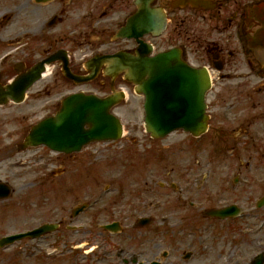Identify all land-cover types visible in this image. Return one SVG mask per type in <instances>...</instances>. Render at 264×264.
<instances>
[{
	"label": "flooded vegetation",
	"instance_id": "1",
	"mask_svg": "<svg viewBox=\"0 0 264 264\" xmlns=\"http://www.w3.org/2000/svg\"><path fill=\"white\" fill-rule=\"evenodd\" d=\"M172 1L155 0L152 3L153 6H160L166 10L168 27L161 36L151 35L146 40L154 41L151 43L155 51L178 46L194 65L208 68L213 80V89L208 100L210 115L208 141L221 143L225 138L227 141H234L231 137L237 132L247 133L251 129L252 120L264 118V111L253 110V107H256L254 93L259 90L264 91V0H200V2L195 1L194 4L199 6L198 8H194L190 3L185 7L172 6ZM177 10L190 12L191 14H187L185 18L191 21H188L184 28L175 27L169 32L171 18L176 15ZM135 12H139V0H49L48 2L23 0L10 17L12 23L8 39L0 38V85L5 86L27 73L39 60L58 50L67 57L70 70L77 74L88 73L86 62L97 54H113L122 49L135 52L137 42L134 39H113L128 16ZM198 14L202 23L195 25L191 16ZM17 16L20 18L19 23ZM52 21L58 23L51 24ZM167 34V41L172 43L160 47L157 40ZM53 64L50 80L63 75L64 59L61 58ZM106 68L107 64H101L97 68L95 77L103 85L111 79L126 80L125 70H119L111 75L106 72ZM243 68L248 70L239 71ZM55 88L47 87L43 83L30 89L25 101L43 108L57 109L61 98L58 99V96L54 95ZM10 102V106L7 107L18 105ZM7 107L0 104V143H12L14 146L16 139L22 137L31 124L22 121L27 116L26 112L9 111L5 109ZM9 118L12 120L10 121ZM5 148H8L7 154L10 146ZM26 151H30L26 162L32 168L29 171L32 176L29 177L26 186L33 188L29 192L32 200L37 201L35 196L48 202L47 197L35 191H39L37 189L40 188L58 190L63 185L64 166L69 163V157L74 167L72 172L76 173L79 165L78 154L55 152L44 146L30 147ZM0 154H3L1 149ZM92 157L89 153L87 159ZM68 181L70 184L66 183V185L70 190L76 188L73 184L74 174L68 177ZM94 196L95 194L92 197ZM80 199V196H77L75 201L79 202ZM131 201L132 203L126 204L128 209L124 210L119 218L122 223L127 221L133 223L136 220L133 210L130 209L133 207L134 199ZM163 203L165 204L156 201L154 204L146 205L147 207L144 206L162 223L170 218L169 213L166 212L167 205ZM177 203L171 206V209L179 212L180 206ZM225 205L228 204L222 206ZM190 208H193V205H190ZM69 212L64 201L57 200L55 206L38 216L59 223L60 232L45 235L42 245L49 247L70 245L71 249L67 250L73 254V257L66 258L67 264H84V262L86 264H141L142 262L217 264L218 262L217 255L208 253L206 247L200 250L202 256L200 262H195L197 259L195 250L172 247L179 232L155 233L149 238L151 246L156 248L152 251L146 249L147 234L140 232L134 226L130 231L121 233L103 231L96 227L94 214L84 220L82 227L77 229L76 226L80 225L79 219L70 217ZM33 216L34 212L30 214L31 218ZM220 222L223 224L225 221ZM71 235L73 236L70 237ZM28 243L31 245L33 241L30 240ZM162 244L168 248L160 247ZM90 251L91 255H82V252ZM44 257L45 255H42L41 259Z\"/></svg>",
	"mask_w": 264,
	"mask_h": 264
},
{
	"label": "rangeland",
	"instance_id": "2",
	"mask_svg": "<svg viewBox=\"0 0 264 264\" xmlns=\"http://www.w3.org/2000/svg\"><path fill=\"white\" fill-rule=\"evenodd\" d=\"M1 1L5 0H0V14L2 12L6 14L0 19V24L7 26L10 23V16L21 2L13 0L9 5L8 2L2 5ZM187 14L191 13L177 10L176 15L171 18L169 32L175 27L184 28L188 21H191L185 18ZM191 17L193 24L202 23L200 14ZM146 38L149 39V36ZM167 40L168 34L157 42L162 47L172 43ZM116 83L123 85L129 92L127 100L114 109L124 122V137L110 142L91 143L84 148L83 153L78 157L83 160L89 153L92 154L95 159L92 168L84 169V162L78 165L73 183L76 188L70 190L65 182L68 176L73 174L74 167L69 163L66 164L69 171L58 190L40 188L37 189L39 191H35L47 197L48 202L43 199L33 201L32 196L24 194L19 188L20 185L14 181L18 190L8 201L10 207L6 208L0 204V230L4 232L22 230L26 227V223L36 224L38 216L55 206L57 200L64 199L67 201L65 206L71 207L77 196L89 199L96 193L99 197L104 194L103 188L112 183V190L94 206L95 214L101 215L102 219L118 218L122 214L123 205L132 199H134L133 208L136 217L151 213L144 211L143 208L149 202H165L167 205L166 212L170 217L168 221L162 223L161 220L154 219L151 225L139 230L147 234L146 249L156 250L151 246L149 239L155 233L180 232L179 236L182 239L179 236L175 237L176 243L172 247L195 250L197 256L195 262H200L202 259L200 250L206 247L208 253L217 255V264H249L254 255L264 250V207L252 208L256 197L264 194V120H252L251 129L247 133L237 132L231 137L234 141H227L225 138L221 143H210L208 135L196 139L183 130L154 139L145 130L143 96L135 93L132 83L126 81ZM56 84L57 96L60 93L65 95L77 90L101 95L109 87L108 84L99 88L100 81L74 84L61 77L56 80ZM254 94L256 107L253 108L256 111H264V91L259 90ZM12 109L8 108V110ZM14 109L17 111L22 108ZM47 112L38 108L30 119H39ZM9 120L11 121L12 118ZM6 143L0 144L3 153L8 149L4 148L9 145ZM24 154L19 153L18 157L22 158ZM8 155L0 157V175L8 174L6 172L7 164L10 165V161L6 158ZM13 169L15 173L16 169L21 168ZM12 176L10 175L9 179ZM91 177L94 181L90 180ZM164 179L165 185L161 183ZM171 181L176 183V190L170 185ZM127 186L132 192L127 190L125 199L115 197L118 190L123 191ZM232 186L234 189H231ZM127 196H130V199H127ZM34 198L36 199L35 196ZM110 201L118 203L112 205ZM234 201H241L240 203L247 209L245 215L237 220L220 224L202 215L204 208L209 209ZM176 203L180 206L179 212L171 209ZM192 203H195L198 209L190 208ZM33 212L34 216L31 218L30 214ZM89 215L90 213H85L81 219L87 220ZM131 223V221L126 222L129 226ZM131 229L129 227L127 231ZM160 247L168 248L164 244ZM25 252V241L16 243L8 249H2L0 264H38L37 258L29 262ZM82 255L86 253L82 252Z\"/></svg>",
	"mask_w": 264,
	"mask_h": 264
},
{
	"label": "water",
	"instance_id": "3",
	"mask_svg": "<svg viewBox=\"0 0 264 264\" xmlns=\"http://www.w3.org/2000/svg\"><path fill=\"white\" fill-rule=\"evenodd\" d=\"M134 35L145 32L158 33L165 24L164 15L157 12L134 15L129 24L136 28ZM141 41L138 55L125 54L122 59L136 84V91L145 95V122L154 137L184 128L195 135L206 127L205 93L210 86L209 75L204 69L190 67L181 57L178 48L150 56L151 45ZM123 66V67H124ZM77 82L88 77L73 76ZM118 94L105 98L83 92L67 96L55 116L38 123L27 136L25 145L46 144L53 149L71 152L95 140L115 139L121 136L122 125L110 108L120 100ZM39 229L38 231H45ZM17 234L0 239V246L21 239Z\"/></svg>",
	"mask_w": 264,
	"mask_h": 264
}]
</instances>
